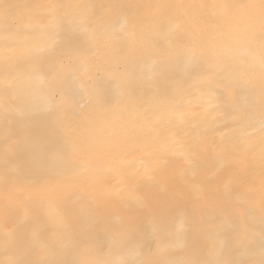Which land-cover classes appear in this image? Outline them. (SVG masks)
<instances>
[{
  "label": "snow or ice",
  "instance_id": "obj_1",
  "mask_svg": "<svg viewBox=\"0 0 264 264\" xmlns=\"http://www.w3.org/2000/svg\"><path fill=\"white\" fill-rule=\"evenodd\" d=\"M0 264H264V0H0Z\"/></svg>",
  "mask_w": 264,
  "mask_h": 264
},
{
  "label": "bare ground",
  "instance_id": "obj_2",
  "mask_svg": "<svg viewBox=\"0 0 264 264\" xmlns=\"http://www.w3.org/2000/svg\"><path fill=\"white\" fill-rule=\"evenodd\" d=\"M16 2H21V3H23V2H28V0H16Z\"/></svg>",
  "mask_w": 264,
  "mask_h": 264
}]
</instances>
